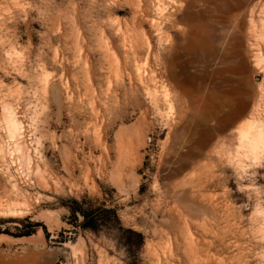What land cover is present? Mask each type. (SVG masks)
<instances>
[{
    "label": "rangeland",
    "instance_id": "obj_1",
    "mask_svg": "<svg viewBox=\"0 0 264 264\" xmlns=\"http://www.w3.org/2000/svg\"><path fill=\"white\" fill-rule=\"evenodd\" d=\"M169 1L0 0V101L26 149L13 152L0 104V264H264V155L237 148L246 118L213 135L215 119L170 107L167 50L187 0ZM82 199L143 236L136 256L78 227L67 207ZM38 235L45 244L15 242Z\"/></svg>",
    "mask_w": 264,
    "mask_h": 264
},
{
    "label": "bare ground",
    "instance_id": "obj_2",
    "mask_svg": "<svg viewBox=\"0 0 264 264\" xmlns=\"http://www.w3.org/2000/svg\"><path fill=\"white\" fill-rule=\"evenodd\" d=\"M253 1L187 0L183 16L180 17L183 27L178 28L181 36L167 50L170 53L167 66L173 90L170 107L178 105L179 115L183 112L190 113L191 117H195L192 124L203 125L208 120L215 119V126L208 129L213 135L224 130L225 126L221 124L223 118H246L236 130L237 148L242 151V155L257 158L264 155V84L252 85L244 58L246 55L250 56L252 66L264 79V4ZM169 2L182 7L180 0ZM155 9L158 13V3ZM174 17L173 13L169 15L170 28H175L177 20ZM170 39L166 35V41ZM155 59L160 61L158 57ZM233 71L236 76L241 77L231 80L228 76H223V73ZM230 83L239 85L240 90H225L224 86ZM179 98L181 103L178 102ZM0 102L6 135L15 143L12 150L21 153L24 127H21L20 117L16 114L18 111L16 112L12 103L4 100ZM9 137L7 139L10 140ZM203 139L201 143L206 141V138ZM23 142L26 143L25 139ZM42 177L44 178L43 175ZM43 180L45 178L41 182ZM11 190L15 194L20 192L15 184L11 186ZM34 242L40 243L41 240L37 238ZM3 264H21V261Z\"/></svg>",
    "mask_w": 264,
    "mask_h": 264
},
{
    "label": "trees",
    "instance_id": "obj_3",
    "mask_svg": "<svg viewBox=\"0 0 264 264\" xmlns=\"http://www.w3.org/2000/svg\"><path fill=\"white\" fill-rule=\"evenodd\" d=\"M69 204L67 209L70 218L74 220L81 218L78 227L82 231L112 234L127 255H137V251L144 243L143 236L131 229L123 228L114 209L94 206L84 199L71 200Z\"/></svg>",
    "mask_w": 264,
    "mask_h": 264
},
{
    "label": "water",
    "instance_id": "obj_4",
    "mask_svg": "<svg viewBox=\"0 0 264 264\" xmlns=\"http://www.w3.org/2000/svg\"><path fill=\"white\" fill-rule=\"evenodd\" d=\"M37 238H40V240H41L40 243L34 242V240H36ZM15 242L28 243V244H34V245H43V244H45V238L42 235L36 236V237H24V238H20V239H15Z\"/></svg>",
    "mask_w": 264,
    "mask_h": 264
}]
</instances>
